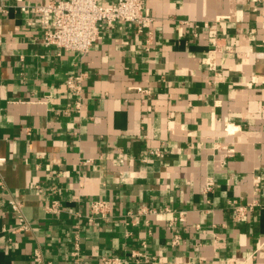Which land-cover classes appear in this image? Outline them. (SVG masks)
<instances>
[{"label":"crops","instance_id":"0c3cea01","mask_svg":"<svg viewBox=\"0 0 264 264\" xmlns=\"http://www.w3.org/2000/svg\"><path fill=\"white\" fill-rule=\"evenodd\" d=\"M50 1L0 0V264H74L75 241L86 264H264V2L145 0L149 30L102 24L82 55L45 46L31 7ZM234 202L257 205L235 221Z\"/></svg>","mask_w":264,"mask_h":264},{"label":"built area","instance_id":"2783aa9c","mask_svg":"<svg viewBox=\"0 0 264 264\" xmlns=\"http://www.w3.org/2000/svg\"><path fill=\"white\" fill-rule=\"evenodd\" d=\"M252 1V0H250ZM255 2H264V0H254ZM33 12L40 15L42 27V40L47 47H56L60 51L74 52L86 55L90 49L101 39L102 24L113 26L117 22L134 25L138 33L149 30L155 18H153L145 0H52L45 5H35L31 7ZM29 7H23L24 12H29ZM188 26V22L185 23ZM208 28L209 25L205 24ZM194 33L199 27L192 25ZM196 36V35H195ZM85 75H70L66 80V85L75 91L78 95L82 90V84ZM153 154L159 155V152L153 151ZM1 188L4 187L0 182ZM211 183H206L204 189L210 190ZM9 207L16 217V227L13 233H25L31 230V222L26 218L22 203L12 198L8 201ZM256 203L248 205H239L234 202L235 209L234 220L242 221L247 218L248 214L253 211ZM109 202L105 200L92 201L89 206V213L85 216L88 222L93 223L97 220L109 218ZM50 213L58 214L61 208L57 201L46 207ZM167 213H173L169 209L164 210ZM158 211L151 207H142L136 213L129 212L128 218H140L157 214ZM161 213V212H160ZM186 212H178L173 221L184 223ZM181 237L175 235L173 245H178ZM144 246L146 245L143 243ZM35 260L42 264L45 263L41 253H37ZM71 260L74 264H86L85 258L81 255L78 241H75L71 252ZM104 264H150L155 261L154 258L145 255L141 251H133L131 258L128 260L121 257L103 256L100 259Z\"/></svg>","mask_w":264,"mask_h":264}]
</instances>
